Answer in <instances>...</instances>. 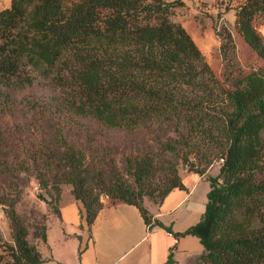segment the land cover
Here are the masks:
<instances>
[{
    "label": "trees",
    "instance_id": "trees-1",
    "mask_svg": "<svg viewBox=\"0 0 264 264\" xmlns=\"http://www.w3.org/2000/svg\"><path fill=\"white\" fill-rule=\"evenodd\" d=\"M178 1L9 0L0 8V111L10 90L35 76L58 90L24 102L40 137L33 150L38 185L55 192L51 201L41 197L48 211L29 229L8 207L13 242L3 245L13 264L41 260L36 243L45 240L48 213L59 215L61 182L81 202L87 225L103 204L131 203L148 227L196 235L197 264H264V37L258 28L264 0L234 5L233 27L262 62L228 86L170 18ZM99 126L143 132L157 149L128 157L124 171H104L100 159H86L89 135ZM216 159L196 222L173 232L152 217L142 196L159 203L172 188H184L178 161L201 174ZM170 249L163 264L172 261Z\"/></svg>",
    "mask_w": 264,
    "mask_h": 264
},
{
    "label": "rangeland",
    "instance_id": "rangeland-1",
    "mask_svg": "<svg viewBox=\"0 0 264 264\" xmlns=\"http://www.w3.org/2000/svg\"><path fill=\"white\" fill-rule=\"evenodd\" d=\"M239 1L179 0L173 5L170 13V18L179 21L189 32L222 86H228L234 76L254 69L262 62L233 27L234 5ZM8 2L9 0H0V8L8 5ZM258 28L264 37V22L259 23ZM224 30L229 34L228 39L221 37ZM57 91V88L48 84L46 79L35 76L30 84L10 90L9 105L7 109L0 111L2 150L0 152V264H13L8 248L3 245L13 242L7 216L8 207L12 205L21 223L29 229L34 220H40V215L48 211L49 205L41 197L51 201L55 192L53 187L47 186L46 192L38 185L36 178L38 164L33 161V150L39 146L40 137L23 110L27 99H36ZM90 136L93 139L88 143L86 159L91 161L100 159L99 164L104 171L111 166L124 171L128 157L150 150L154 152L157 149L150 135L143 132L125 134L121 129H104L99 126L89 138ZM74 138L75 135L71 140ZM81 139H85L83 134ZM218 164L217 159L212 161L206 166L203 174L214 175L218 171ZM3 167L7 169H2ZM187 171L189 170L186 165L178 161L177 172L180 177L181 175L185 177L184 173ZM94 180L90 174L88 182L93 184ZM59 186L70 185L61 182ZM208 187V180L204 176L191 194V198L184 203L191 199L190 201L193 200L198 205L202 204L203 212ZM204 188L205 192H203ZM102 194L104 193H100L99 200L104 203L107 197ZM142 202L148 209H155L153 205L156 202L146 195L142 196ZM80 206L83 212L81 202ZM182 210L183 207H180L177 213ZM27 238L31 242L35 241L30 233L27 234ZM194 264H197V260Z\"/></svg>",
    "mask_w": 264,
    "mask_h": 264
},
{
    "label": "crops",
    "instance_id": "crops-1",
    "mask_svg": "<svg viewBox=\"0 0 264 264\" xmlns=\"http://www.w3.org/2000/svg\"><path fill=\"white\" fill-rule=\"evenodd\" d=\"M184 174L180 177L184 188H172L153 205L154 210L146 207L173 232L196 222L202 212V204L191 199L184 202L205 175ZM57 207L59 215H47L45 240L36 243L41 260L26 264H163L170 246L172 261L164 264H194L202 251L194 234L176 236L159 226L148 227L131 203L103 204L87 225L70 186H61ZM180 207L183 210L177 213Z\"/></svg>",
    "mask_w": 264,
    "mask_h": 264
},
{
    "label": "water",
    "instance_id": "water-1",
    "mask_svg": "<svg viewBox=\"0 0 264 264\" xmlns=\"http://www.w3.org/2000/svg\"><path fill=\"white\" fill-rule=\"evenodd\" d=\"M102 195H104V194H102Z\"/></svg>",
    "mask_w": 264,
    "mask_h": 264
}]
</instances>
